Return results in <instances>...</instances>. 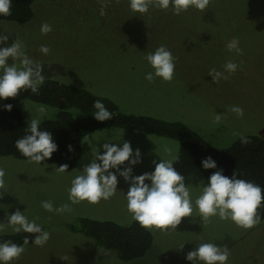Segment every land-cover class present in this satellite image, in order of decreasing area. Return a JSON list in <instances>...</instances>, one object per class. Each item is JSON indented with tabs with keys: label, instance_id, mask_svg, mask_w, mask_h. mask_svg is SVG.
I'll return each mask as SVG.
<instances>
[{
	"label": "rangeland",
	"instance_id": "374dc122",
	"mask_svg": "<svg viewBox=\"0 0 264 264\" xmlns=\"http://www.w3.org/2000/svg\"><path fill=\"white\" fill-rule=\"evenodd\" d=\"M188 12L187 19H137L128 27L127 22L115 21L117 32L111 29L110 19H39L31 26H24L31 21L18 25L0 21V32L10 36L7 46L15 39L23 43L29 58L43 65L44 79L54 78L103 95L124 113L183 122L215 148L229 147L246 134L264 138V0H211L204 12L192 7ZM45 23L52 28L47 34L41 32ZM233 38L239 39L242 54L228 50ZM42 45L50 48L47 55L40 52ZM161 45L175 57L174 78L170 82L161 78L148 81L145 74L153 69L145 57ZM229 60L239 65L238 70L225 72L226 79L214 82L210 71L223 72ZM12 62L20 66L19 59L9 58ZM233 106L241 107L243 115L232 112ZM16 107L29 123L41 117V107L46 109L42 121L54 119L58 112L28 99L17 101ZM67 111L83 116L75 107ZM217 114L221 117L218 123ZM124 141L141 152L142 163L134 166V175L154 171V160L178 158L174 167L185 177L186 185L190 184L194 204L202 192L199 182L206 185L208 179L180 142L165 136L124 127L95 129L82 139L77 166L64 173L49 160L37 164L0 156V168L6 173L0 223H7L6 213L25 210L30 220L50 233L43 247L23 245L24 254L12 264H191L187 254L203 242L227 246V264H264V221L245 229L218 216L203 220L195 207L193 217L182 218L176 229H149L151 248L143 257L128 262L80 232H72L70 227L80 228L81 217L122 225L134 221L125 196L129 184L123 178H119L115 196L107 201L73 204L69 200L72 179L94 159L102 143ZM42 201H51L54 208L68 204L70 210L48 212L41 207ZM11 233H15L11 227L0 231V235Z\"/></svg>",
	"mask_w": 264,
	"mask_h": 264
},
{
	"label": "clouds",
	"instance_id": "9594fccd",
	"mask_svg": "<svg viewBox=\"0 0 264 264\" xmlns=\"http://www.w3.org/2000/svg\"><path fill=\"white\" fill-rule=\"evenodd\" d=\"M211 0H129L130 9L139 14H145L150 7L161 10L169 9L170 5L174 14L179 15L187 11L190 7L204 12ZM13 0H0V16L11 15ZM52 30L51 25L45 23L41 25V32L47 34ZM9 35L0 32V101L7 98H16L21 91L30 90L33 94L39 92L44 83L43 65L29 58L24 51V45L19 39L7 46ZM230 52L242 54L238 38H233L227 44ZM40 52L47 55L50 48L42 45ZM12 61L20 60V66ZM147 63L153 71L145 74V79L153 81L161 78L165 82H170L175 73V57L170 49L161 45L154 52H150L145 57ZM239 65L229 60L224 65V71L211 70L209 75L213 81L226 79L224 75L234 73ZM93 108L96 109L93 117L99 122L112 120L114 114L105 106L102 99L93 101ZM5 109L11 111L12 105H4ZM231 111L239 116L243 115V109L233 106ZM41 117L46 113V109H39ZM32 118L27 127V134L18 139L15 143L16 149L29 162L42 164L50 159L56 151L58 144L55 142L53 134L41 127L42 118ZM217 114L216 122L220 121ZM242 142H247L242 137ZM98 152H94V159L83 165L81 173L76 175L71 181L69 189V200L73 203L87 201L95 204L101 200H109L118 191L119 178L129 184L125 193L127 199V210L132 214V218L145 229H161L167 231L175 228L182 221V218L193 217L194 207L198 209L203 220L218 216L221 220H231L237 226L245 229L252 228L260 222L261 215L258 212L264 206V188L260 185L238 178L235 172L231 177L224 174L223 169L215 171L208 177L207 184H202V192L197 196L193 204L189 185L185 183V177L174 167L173 160L161 159L159 162L153 161L154 171L134 175V166L142 163L140 149L132 148L128 141L122 144L104 142ZM102 149V151H101ZM71 151V146H69ZM127 162V165L125 164ZM203 169H217L218 165L213 157L208 156L201 161ZM60 173L68 171V165L63 164L56 169ZM5 170L0 168V199L6 194ZM149 181L150 183H146ZM122 191V190H119ZM41 207L48 212L69 211V205L64 204L59 208H54L51 201H42ZM7 215V223H0V231L6 227H11L15 233L35 234L31 242L36 246L43 247L50 239V233L43 226L30 220L25 215V210L17 209L14 213ZM26 236L23 245L29 243ZM11 240L0 242V264H12L18 260L25 252V247ZM184 245L181 246V249ZM230 251L227 246L221 247L214 242H203L186 256L191 264H227Z\"/></svg>",
	"mask_w": 264,
	"mask_h": 264
},
{
	"label": "trees",
	"instance_id": "16d2710c",
	"mask_svg": "<svg viewBox=\"0 0 264 264\" xmlns=\"http://www.w3.org/2000/svg\"><path fill=\"white\" fill-rule=\"evenodd\" d=\"M188 14L187 10L176 15L170 7L167 10L150 7L147 13L139 14L130 9L129 0H13L11 15L0 16V21L14 22L17 25L31 21L32 24L30 22L24 25L31 26L38 23L39 19H110L113 22L111 29L117 32L115 21L127 22L125 27H128L127 24L137 19H187ZM21 99L58 109L56 117L42 121L41 127L50 131L58 144V151L48 160L58 167L67 164L68 171L77 166L82 153V139L86 134L98 128L124 127L176 139L190 153L194 165L207 179L215 171L223 169L228 177L235 172L238 178L252 181L264 188L263 137L246 134L229 147L215 148L183 122L124 113L105 96L54 78L44 79L37 94L30 90L21 91L16 98L0 101V156L28 160L15 147L16 141L27 134L29 125L16 107V102ZM96 99H102L114 114L112 120L99 122L94 119L96 109L92 105ZM6 104L13 106L11 111L5 109ZM70 107H75L83 116L75 117L67 111ZM242 137L246 138V143L242 142ZM208 156L216 161L217 169H203L201 161ZM258 212L261 215L260 221H264V206ZM79 227H70V230L80 232L100 248L114 251L117 258L125 262L143 257L153 242L151 231L141 227L135 220L122 225L112 220L81 217ZM34 235L24 232L3 234L0 235V242L11 240L23 245L24 238L28 236L30 244Z\"/></svg>",
	"mask_w": 264,
	"mask_h": 264
}]
</instances>
